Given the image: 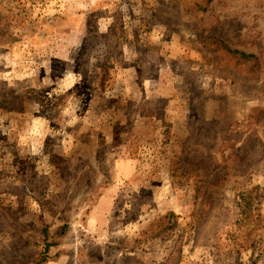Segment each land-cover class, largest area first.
<instances>
[{"label": "rangeland", "instance_id": "1", "mask_svg": "<svg viewBox=\"0 0 264 264\" xmlns=\"http://www.w3.org/2000/svg\"><path fill=\"white\" fill-rule=\"evenodd\" d=\"M0 264H264V0H0Z\"/></svg>", "mask_w": 264, "mask_h": 264}, {"label": "trees", "instance_id": "2", "mask_svg": "<svg viewBox=\"0 0 264 264\" xmlns=\"http://www.w3.org/2000/svg\"><path fill=\"white\" fill-rule=\"evenodd\" d=\"M222 44V43H221ZM223 50H226L228 53L230 54H235L237 55L239 58H242V59H249V58H252L254 57L253 54H250V53H245V52H242V51H238V50H233V49H230L228 48L227 46H223L221 47ZM47 232H44V236L45 238L47 237ZM47 244H50V243H47Z\"/></svg>", "mask_w": 264, "mask_h": 264}]
</instances>
